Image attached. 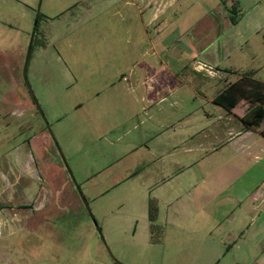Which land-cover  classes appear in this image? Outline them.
Instances as JSON below:
<instances>
[{"label": "rangeland", "instance_id": "rangeland-1", "mask_svg": "<svg viewBox=\"0 0 264 264\" xmlns=\"http://www.w3.org/2000/svg\"><path fill=\"white\" fill-rule=\"evenodd\" d=\"M111 1L0 0V168L22 176L0 209L10 220L15 208L25 222L0 237V247L11 250L0 263L9 255L15 264H264L254 256L264 250V203L254 222L246 198L247 189L262 186L264 162L250 166L245 158L232 160V148L222 155L216 146L213 152L200 147L224 138L228 125L241 124L214 98L240 80L253 89L251 76L264 82V0ZM198 64L211 76L196 72ZM133 72L143 81L157 77V89L175 94L161 105L136 100L146 88L133 84ZM256 103L241 100L239 112L245 116ZM165 125L177 128L167 141L178 147L175 171L207 178L247 172L233 185L241 184V201L221 205L237 209L239 229L248 230L258 247L246 232V241H237L241 232L229 233L233 213L222 219L218 205L206 206L210 217L203 226L195 227L192 217L179 228L167 224L165 211L157 221L153 203L156 218L144 225L145 208L126 202V171H144L152 161L130 154L126 145L153 147L167 136ZM244 127L264 138V119ZM161 146L158 155L166 150ZM32 153L40 156L34 161ZM35 162L37 170L45 163V171L32 175ZM30 180L33 194L22 189ZM34 199L45 207L30 212L33 227H27Z\"/></svg>", "mask_w": 264, "mask_h": 264}, {"label": "crops", "instance_id": "crops-1", "mask_svg": "<svg viewBox=\"0 0 264 264\" xmlns=\"http://www.w3.org/2000/svg\"><path fill=\"white\" fill-rule=\"evenodd\" d=\"M111 0H105V3L109 4L111 3ZM136 3V0H127L125 2V5L127 6H134ZM96 10L100 9V5L94 6ZM146 8V5H144V9ZM139 13L142 15L143 25L146 24V15L145 11L141 12V8H139ZM157 14L156 16L151 17L152 19L158 18ZM238 24V23H237ZM154 45V44H153ZM32 51H33V43H32ZM32 55V54H31ZM138 63V62H137ZM212 68V67H209ZM196 72H206L208 75L211 76L210 69H207L204 65L198 64L195 66L194 69ZM135 75V72H133V75H130V77H133ZM177 77H175L176 79ZM133 84H137L138 87L146 88V90L143 92V90H140V94L135 97L138 98L136 100L141 101L142 103L149 102L150 104H164L166 100L168 99L169 95H174L175 93L172 92V90L165 92L164 90L157 89L155 84H160L157 80V77L153 76L145 81L142 80V78H135L133 77ZM169 88L170 85H167ZM198 94V93H197ZM215 99V98H214ZM157 101V103H156ZM175 105V104H174ZM172 106V104H171ZM239 104L236 108H234L229 113L234 114L238 119H240L241 124L239 127H233L228 125L225 130V136L224 138H220L217 141H208L207 143L200 144L201 149L204 150L207 149L208 151L213 152L212 150L216 146V149H214V152H219V154H225L228 153V150H235V154L232 157V160H235L237 157L239 158H245L246 161H250V166L252 165V162L257 164L258 161L264 162V138H261L257 135L258 133L254 134L252 129H246L244 127V124L242 122V117L244 116L243 112H239ZM78 109V106H76ZM175 128V129H174ZM163 129H166L167 136L163 140H159L158 142H154L153 147H149L148 145L143 146V142H141L139 145H134L128 143L126 146H129V153L135 155H139V158L143 155H147V158H151L152 161L147 160V169L142 171L139 167L135 172L130 173V169H128L126 172L125 177L123 178V183L129 182L127 186V191L129 193L130 198H126V202L129 203L134 210H139L145 208L146 214L145 217H142L144 221V225L150 224L151 222H154V219L156 218V215L153 214L150 210V207L152 208V203L156 204V209L159 211V215H157V221H161V211L167 212V216L165 217L167 219V224L174 225L176 227H181L180 221H186L189 218H197V221L191 222L195 227H201L204 225V222L207 218L204 211H206V206L210 205H218V210L220 212L219 217L226 220L229 213H233L230 228L232 230L231 235L238 237V234L241 232V229H239V225L241 222V219H239L236 216V210L232 207L231 209H225L221 204L224 203H231L235 202L236 197H239L241 201V194L243 188L241 187V184L236 187V189L233 187L234 184H236L237 179L240 177H243L244 174L240 170H232L226 172H220V173H212L210 178L203 177L204 174H195L192 172L187 171L178 172L175 171V167L179 165V161H176L174 159L175 157V151L177 150V146H171L173 137L172 135H176V132L174 131L177 129L175 125H165ZM192 130V128H191ZM171 131V132H170ZM227 132V134H226ZM193 134V132H191ZM158 136H155L157 138ZM263 137V136H262ZM153 138V137H151ZM169 142H167L169 139H171ZM46 139L50 141V138L47 136ZM154 139V138H153ZM152 139V140H153ZM33 137L29 140V145L31 150H34V141ZM152 140L150 139L149 144L152 143ZM164 144V149L160 155H158L159 151H161V143ZM207 144V145H205ZM169 146V147H168ZM212 146V147H211ZM219 146V147H218ZM157 147V148H155ZM156 150H155V149ZM186 152H190V149L183 148ZM143 150V151H142ZM205 151V150H204ZM207 151V152H208ZM142 152V153H141ZM36 153H32V159L35 161V158L40 156L39 153H37L38 156H35ZM213 155V154H212ZM219 155L221 159H225L224 156ZM45 154L43 155V157ZM138 157V156H137ZM133 160L130 161L132 164ZM224 165H225V161ZM29 162H27L26 166H28ZM145 163V162H143ZM185 163V162H180ZM186 163H189L186 161ZM191 163V162H190ZM44 164L42 163V167L40 166V170H37L36 162L34 163V171L31 173L37 174L42 173L44 169ZM230 164V163H229ZM192 166L191 164H185V168H190ZM1 167V166H0ZM231 168H234L235 166L230 164ZM242 167V164H240V168ZM27 168V167H25ZM43 171V172H44ZM14 174V175H12ZM20 176L18 172L10 168L9 172H5L0 168V201L5 200L6 197L11 200L13 198V195L15 194V191H17L18 188V179H20ZM133 179V181H131ZM210 179V180H209ZM139 180V181H135ZM31 181V180H30ZM32 182V181H31ZM253 183V182H252ZM33 182L31 185L22 187L23 192L27 194H33L35 189H33ZM253 185V184H252ZM264 182L262 183V186H257L254 190L253 189H247L246 191V198L249 202V208H250V214H254L255 217H253L254 222H257V218L260 214V210L262 207L260 205L264 203V188H263ZM39 191H45L44 186H39ZM252 187V186H251ZM126 191V192H127ZM249 191V192H248ZM127 193V194H128ZM29 199V198H28ZM35 200V199H34ZM234 200V201H233ZM39 200H35L36 204L34 202H30L32 207L29 208V212L26 216V223L25 226L27 227H33V217L32 213L30 215V212L32 211H44V203L40 204L38 202ZM155 210V209H153ZM234 210V211H233ZM12 211H14V214L11 213L10 220L5 219L4 216V209H0V237H4L5 229H9V234H6L7 236H12L13 233L16 231L17 227L23 228L24 225V218H22L19 214V212H15V208H12ZM193 211L199 212L194 215ZM233 211V212H232ZM247 214V212H245ZM242 214V213H241ZM134 216V215H133ZM135 218V217H134ZM41 221L40 220H37ZM151 221V222H150ZM140 224V220L137 221V226ZM253 224V223H252ZM250 237L251 241L255 240L256 247L257 246V240L253 239L250 232L248 230L241 232L240 237H238V240H245L246 235ZM212 231L209 232L211 234ZM258 232L256 233V235ZM136 235V231H135ZM166 235V234H165ZM223 237V236H222ZM236 241V242H237ZM246 241V240H245ZM247 243V242H246ZM255 245L251 244L249 246V249L247 251H250V256L252 257L255 252L254 250ZM237 249L240 250L242 247L237 245ZM256 249V248H255ZM237 250V251H238ZM245 251V250H244ZM11 252L9 249H5L0 247V255L3 253ZM254 256H257L256 259L264 260V250L261 252V254L257 253ZM1 257V256H0ZM4 258L7 259V262L5 264H15L12 260H10L9 255L2 256L1 260L4 262ZM1 264V263H0ZM3 264V263H2ZM17 264V263H16ZM252 264H258V263H252Z\"/></svg>", "mask_w": 264, "mask_h": 264}, {"label": "trees", "instance_id": "trees-1", "mask_svg": "<svg viewBox=\"0 0 264 264\" xmlns=\"http://www.w3.org/2000/svg\"><path fill=\"white\" fill-rule=\"evenodd\" d=\"M31 53L28 56V61L30 55L32 54V45L30 46ZM243 79V78H242ZM252 79L253 85L256 87L253 89H246L242 84V80L232 83L215 97L214 102L229 112L232 111L241 100H248L250 102H257L251 110L242 117V122L247 128L252 127L256 122L264 119V82L258 81L254 78ZM261 135L264 136V129L261 131Z\"/></svg>", "mask_w": 264, "mask_h": 264}]
</instances>
